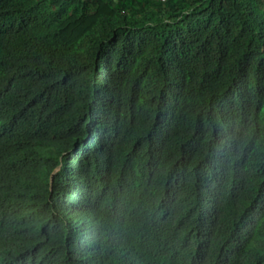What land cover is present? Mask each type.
I'll use <instances>...</instances> for the list:
<instances>
[{"label":"trees","instance_id":"obj_1","mask_svg":"<svg viewBox=\"0 0 264 264\" xmlns=\"http://www.w3.org/2000/svg\"><path fill=\"white\" fill-rule=\"evenodd\" d=\"M0 264H264V0H0Z\"/></svg>","mask_w":264,"mask_h":264}]
</instances>
